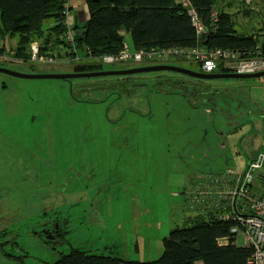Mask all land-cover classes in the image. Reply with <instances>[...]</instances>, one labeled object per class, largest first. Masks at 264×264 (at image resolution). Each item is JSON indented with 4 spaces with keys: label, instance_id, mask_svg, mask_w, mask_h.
<instances>
[{
    "label": "rangeland",
    "instance_id": "1",
    "mask_svg": "<svg viewBox=\"0 0 264 264\" xmlns=\"http://www.w3.org/2000/svg\"><path fill=\"white\" fill-rule=\"evenodd\" d=\"M17 46L15 38L0 37V52L11 54L6 66L22 74L72 73L76 58L87 61L83 48L73 59L58 49L43 55L57 61L46 65L18 58ZM180 60L176 66L201 72L195 61ZM118 69L124 66H104ZM190 78L155 72L27 80L0 73V264H52L73 250L111 255L115 226L146 224L148 208L169 219L174 207L183 226L192 177L244 172L264 154V78ZM209 105L215 115L206 113ZM220 112L238 123L227 151L219 145L218 131L226 129ZM253 187L264 193V164Z\"/></svg>",
    "mask_w": 264,
    "mask_h": 264
},
{
    "label": "trees",
    "instance_id": "2",
    "mask_svg": "<svg viewBox=\"0 0 264 264\" xmlns=\"http://www.w3.org/2000/svg\"><path fill=\"white\" fill-rule=\"evenodd\" d=\"M69 1L0 0V37L17 40L18 58L31 57V46L40 43L42 56L53 57L58 49H64L73 59L75 47L66 41L68 29L64 14ZM239 1L85 0L89 20L81 25L75 23L74 30L86 32L83 39L76 42V48L78 53L79 48L84 49L82 58L87 61L73 64L72 73L104 71V66L97 60L121 52L125 46L124 33L131 36L134 49L139 51L195 48L207 51L239 47L241 53L250 51L256 45L254 37L262 33L260 30H264V25L259 34H242L234 15L226 10L228 5ZM246 1L242 0L244 7H252L255 3L254 0L248 5ZM191 11L205 27V34L198 35ZM214 12L218 14L216 23ZM232 228L233 224L218 220L216 215L197 216L187 226L170 233L164 240L162 257L155 262L125 261L114 256L73 250L52 264H247L249 252L246 248L219 243L225 237L234 239Z\"/></svg>",
    "mask_w": 264,
    "mask_h": 264
},
{
    "label": "built area",
    "instance_id": "3",
    "mask_svg": "<svg viewBox=\"0 0 264 264\" xmlns=\"http://www.w3.org/2000/svg\"><path fill=\"white\" fill-rule=\"evenodd\" d=\"M253 1L247 0L246 3L250 5ZM64 14L66 16L65 25L68 29L66 41L75 47L76 51L74 50V52L76 53L77 32L74 30L73 13L68 8ZM191 17L198 35L205 34V27L194 11H191ZM213 17L216 23L218 14L214 12ZM262 33L263 37H254L256 45L250 51L243 53L228 49L197 51L196 48L190 53H187L186 49L139 51L133 50L125 44L124 49L118 54L104 55L97 62L103 66L170 65L178 61L181 62L180 58L183 57L189 59L186 62L195 61L194 63L200 65L205 74H214L226 66L233 65L230 73L253 75L264 72V32ZM10 55L7 51L0 52V63L6 61ZM31 56L34 62L43 60L45 64L49 65L57 62L55 59L42 56L38 43L31 46ZM79 59L76 58L74 64L80 62ZM263 163L264 155H260L249 163L243 174H238L230 169L221 176L212 177V183L206 188L198 186L197 188L191 187L189 190L191 197L189 204L192 209L203 207L208 212L217 213L218 220L233 224L231 232L234 239L230 240L227 237L220 239L219 243L222 246L230 244L240 246V236H244L243 247L249 252L247 264H264V195L259 194L253 187L254 174L262 168ZM227 183H231L233 187L225 186V189H219L220 185ZM226 201H228L227 204H225Z\"/></svg>",
    "mask_w": 264,
    "mask_h": 264
},
{
    "label": "crops",
    "instance_id": "4",
    "mask_svg": "<svg viewBox=\"0 0 264 264\" xmlns=\"http://www.w3.org/2000/svg\"><path fill=\"white\" fill-rule=\"evenodd\" d=\"M256 1L257 0H255V3L252 4V7L250 6L244 7L242 0H241L239 2L228 5L229 7L226 8V10L229 13L234 15L235 21L238 26V30L244 35L256 34V32H258L263 27L264 0H258V2ZM261 1L263 5L262 7H260ZM70 3H71L72 8H74L72 10L73 16H74L73 24L78 23L79 25H81L89 20V12H88V8H87L85 0H70ZM255 4H258L256 8L254 7ZM260 8H261V11H260ZM77 9H79V11L81 12L76 11ZM256 9L257 10L259 9V10L257 11ZM256 15H259L261 17L260 21L256 20L255 18ZM249 29L251 31H248ZM125 44H127L129 48L135 50L131 36L125 35ZM30 53H31V50H30ZM123 66L124 68L137 67V65H123ZM50 73H54V72H50ZM216 112L217 111L215 110V106L209 105V107H207V110H206L207 114L213 113V115H215ZM219 116L221 117V121H223V124L226 127V129H224L223 131L217 130L218 136L220 137L219 145L221 149H223L224 151H227L229 150L230 147L231 148L235 147V145H230L228 140H229V137L231 136V132H234V131L237 132L238 123L236 120H234V118H236L235 116H231L233 117L232 120L229 116L224 115L223 113H221ZM140 117H143V115L141 114L138 118ZM247 126L242 125L241 127L246 128ZM194 140H196V142L208 141V137H205L203 140L202 139L200 140L194 139ZM260 155H264V154H260ZM222 156H225V157L227 156L228 157V158L226 157L227 162L229 161L230 159L229 153L223 152ZM250 162L252 161L249 160L248 165ZM247 167H246V170H247ZM261 169H263V166ZM228 170H230V168H225L221 173L212 172L211 174H208V175L204 174L198 177H192V188H197L198 186H202L206 188L207 186H209V184L212 183L211 182L212 177L221 176L225 174ZM244 172L239 171L237 173L243 174ZM225 186L233 187L231 183H227L226 185H220L219 189L223 190L225 189ZM210 187L215 189L213 186H210ZM255 190L259 194L264 195V193H260L257 189ZM189 192L185 193L186 201H185L184 206L187 210V213L185 212L183 214L185 225L183 226L176 225L177 222L174 219L175 214L173 213L174 207H172V210H170L169 219H167L166 214L161 216L159 210L148 208L147 211H148V215L150 216V219L148 220L146 224L142 223L138 225L127 226L126 228H124L123 225H119L118 227L115 226V233L108 235L109 239L107 241V247H106L108 249L106 250H110L113 252L112 253L113 255L111 254L109 256L118 257L125 261H137L140 263H149V262L158 261L164 253V240L170 235V233L174 229L183 228L187 226V223L197 216H203V215L208 216L210 214L217 215V213L215 212L206 211L203 207H200L198 209L197 208L192 209L189 204L191 200ZM227 203L228 201L225 202V204ZM185 208L183 207L182 211H185ZM145 213L146 212H143V213L141 212L139 214H145ZM49 234H51V232ZM118 234H120L119 237H118ZM120 240H127V242L123 243ZM121 246H124V247L127 246L128 249L127 250H125V248L121 249ZM134 246H135V249H134ZM198 264H204V263L199 262Z\"/></svg>",
    "mask_w": 264,
    "mask_h": 264
},
{
    "label": "water",
    "instance_id": "5",
    "mask_svg": "<svg viewBox=\"0 0 264 264\" xmlns=\"http://www.w3.org/2000/svg\"><path fill=\"white\" fill-rule=\"evenodd\" d=\"M85 31H77L76 40L81 41L84 37ZM155 72H174L189 76L192 78L203 79V80H222V79H261L264 78V72L253 74V75H239L233 73H224V74H209L204 75L198 72L192 71L190 69L170 65H152L145 67H137L124 70H114V71H101V72H92V73H66V74H57V73H47V74H22L15 72L10 69L1 68L0 73H4L13 77L27 79V80H42V79H56V80H73V79H83V78H99L107 76H132L142 73H155Z\"/></svg>",
    "mask_w": 264,
    "mask_h": 264
},
{
    "label": "flooded vegetation",
    "instance_id": "6",
    "mask_svg": "<svg viewBox=\"0 0 264 264\" xmlns=\"http://www.w3.org/2000/svg\"><path fill=\"white\" fill-rule=\"evenodd\" d=\"M11 55L8 57V59L6 60V61H3V62H1V64H0V67L1 68H6V69H9L6 65L7 64H9V61L8 60H10L11 58ZM181 62H184V61H181ZM180 61H178V62H176V63H181ZM189 63V62H188ZM174 66H176L175 65V63L173 64ZM145 66H148V65H137V67H145ZM152 66V65H151ZM137 67H135V68H137ZM134 68V67H133ZM124 69H131V68H124ZM124 69H120V70H124ZM119 70V69H118ZM195 72H197V71H195ZM198 73H200V74H204V75H206L203 71H202V69H201V72H198ZM225 72H222L221 70H219V71H217L216 73H214V74H224ZM230 73V72H229ZM46 74V73H45ZM234 74V73H233ZM207 75H209V74H207ZM190 79H194L195 81H197L198 82V84L199 83H203V82H205V81H211V80H203V79H197V78H190ZM119 85H121V84H119ZM118 85V86H119ZM203 85V84H202ZM107 88V87H106ZM50 230H52V229H50ZM58 230H61V229H59V228H55L54 229V231H58ZM51 234H53V231L51 232Z\"/></svg>",
    "mask_w": 264,
    "mask_h": 264
}]
</instances>
